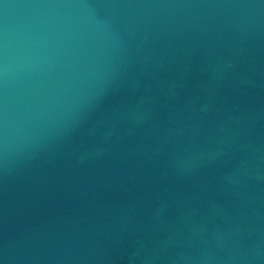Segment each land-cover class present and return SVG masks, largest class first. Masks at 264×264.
<instances>
[{"label": "water", "instance_id": "95a60500", "mask_svg": "<svg viewBox=\"0 0 264 264\" xmlns=\"http://www.w3.org/2000/svg\"><path fill=\"white\" fill-rule=\"evenodd\" d=\"M0 264H264V0H0Z\"/></svg>", "mask_w": 264, "mask_h": 264}]
</instances>
